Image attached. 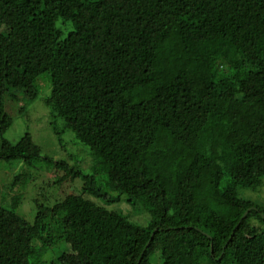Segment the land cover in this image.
Returning <instances> with one entry per match:
<instances>
[{
	"label": "trees",
	"instance_id": "trees-1",
	"mask_svg": "<svg viewBox=\"0 0 264 264\" xmlns=\"http://www.w3.org/2000/svg\"><path fill=\"white\" fill-rule=\"evenodd\" d=\"M11 70L36 99L50 82V129L89 171L6 138L29 97ZM0 163L25 167L11 191L41 186L31 222L0 204V264H63L70 239L76 264H264V203L238 195L264 189V0H0ZM109 175L119 194L94 186Z\"/></svg>",
	"mask_w": 264,
	"mask_h": 264
},
{
	"label": "rangeland",
	"instance_id": "rangeland-1",
	"mask_svg": "<svg viewBox=\"0 0 264 264\" xmlns=\"http://www.w3.org/2000/svg\"><path fill=\"white\" fill-rule=\"evenodd\" d=\"M10 75V82L16 83L17 89L21 87L26 88L29 97H26L28 98V102L24 101L26 103V110L24 114L20 112L21 104L19 106L13 107V110L11 111L12 113L9 112L14 117V123L12 127L8 130L6 138L12 143H17L26 133H31L35 143L40 147L43 155L49 156L50 158H53L55 160L67 159L72 164L75 162L72 158H70L69 155L75 154V157L77 160L80 161L79 165L83 168V170L85 172L89 171L91 166L93 165L92 159L88 158V156L91 155L90 150L84 145L78 144L76 141H74L71 135L73 133L70 131H65L63 135L66 141L65 147H61L57 142L56 136L52 133L50 129V115L48 110L43 106L42 101L43 94L46 93L47 90L46 86H50V82L44 80L43 78L39 81V95L36 99L34 98L36 95V91L30 88V82L28 80L25 81V79H22L21 75H19L16 70H11ZM34 166L39 169L35 170V168H33L32 170L34 174L37 173L35 175V178L38 179V173H43L44 175L41 177V180L37 182L38 184L41 185L43 183H48V179H55L57 172L53 170L51 164H46V162L43 163L42 161H39L35 162ZM24 168V165L22 167H18L17 165H15V163H0V204L10 205V203L13 202L14 197L21 196L25 201L23 207H21V213L25 216L28 221L31 222L34 219L35 213L33 200H36L41 186H37V184L35 183L30 186L28 185L26 189H22L20 188L21 186H17L15 191H11L7 185L10 176L12 177L14 173H16L15 175H19L22 172H25ZM26 171L28 173V170ZM64 186L67 188L69 193L82 194L83 192V188L80 182L76 184H66ZM94 186H96L99 190L103 192L104 189H106L108 192L115 194H119L120 190H122L123 188L116 176L113 175H109L104 180L96 181ZM238 195L241 198L253 201L256 204L264 203V189L257 193L252 190L239 188ZM112 209L116 211L131 212L132 216L136 214L135 210L125 202H121L112 206ZM133 221L142 226H145L150 221V218L147 214H137ZM64 252L65 257L62 259L63 264H76L81 256L80 251L76 248L72 239L68 241L66 251L64 247ZM60 253L58 252L57 255H59Z\"/></svg>",
	"mask_w": 264,
	"mask_h": 264
},
{
	"label": "water",
	"instance_id": "water-1",
	"mask_svg": "<svg viewBox=\"0 0 264 264\" xmlns=\"http://www.w3.org/2000/svg\"><path fill=\"white\" fill-rule=\"evenodd\" d=\"M246 215H247V213L245 214L244 219H245Z\"/></svg>",
	"mask_w": 264,
	"mask_h": 264
}]
</instances>
